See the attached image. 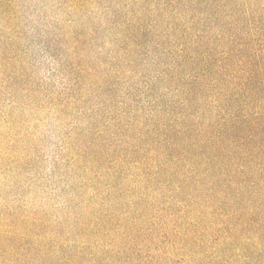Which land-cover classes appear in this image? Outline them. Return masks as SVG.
<instances>
[{
  "label": "trees",
  "instance_id": "trees-1",
  "mask_svg": "<svg viewBox=\"0 0 264 264\" xmlns=\"http://www.w3.org/2000/svg\"><path fill=\"white\" fill-rule=\"evenodd\" d=\"M59 1L93 7L64 52L119 90L125 149L72 162L63 214L12 232L0 264H264V0Z\"/></svg>",
  "mask_w": 264,
  "mask_h": 264
},
{
  "label": "rangeland",
  "instance_id": "rangeland-1",
  "mask_svg": "<svg viewBox=\"0 0 264 264\" xmlns=\"http://www.w3.org/2000/svg\"><path fill=\"white\" fill-rule=\"evenodd\" d=\"M60 2L0 0V245L63 214L56 211L63 192L78 183L67 184L72 162L90 152L109 164L124 148L112 133L116 122L106 125L119 111V90L89 85L64 52L71 42L64 31L92 34L93 7L82 14ZM111 35L84 38L80 62L98 63Z\"/></svg>",
  "mask_w": 264,
  "mask_h": 264
}]
</instances>
